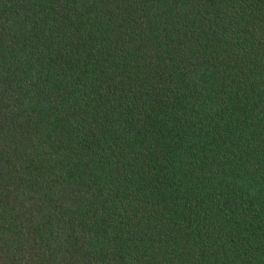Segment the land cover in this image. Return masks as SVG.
Listing matches in <instances>:
<instances>
[{"label":"trees","instance_id":"obj_1","mask_svg":"<svg viewBox=\"0 0 264 264\" xmlns=\"http://www.w3.org/2000/svg\"><path fill=\"white\" fill-rule=\"evenodd\" d=\"M0 264H264V0H0Z\"/></svg>","mask_w":264,"mask_h":264}]
</instances>
